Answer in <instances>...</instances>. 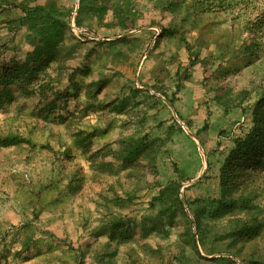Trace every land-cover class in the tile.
<instances>
[{
    "label": "rangeland",
    "instance_id": "obj_1",
    "mask_svg": "<svg viewBox=\"0 0 264 264\" xmlns=\"http://www.w3.org/2000/svg\"><path fill=\"white\" fill-rule=\"evenodd\" d=\"M166 2L0 0V62L30 51L19 6L52 5L46 72L75 84L50 113L0 109L23 141L0 146V264H264V173L220 185L264 97V0Z\"/></svg>",
    "mask_w": 264,
    "mask_h": 264
},
{
    "label": "trees",
    "instance_id": "obj_2",
    "mask_svg": "<svg viewBox=\"0 0 264 264\" xmlns=\"http://www.w3.org/2000/svg\"><path fill=\"white\" fill-rule=\"evenodd\" d=\"M186 0H167L166 8L179 9ZM207 0H195L193 10L203 12L207 9ZM22 16L10 24L20 28H26L25 41L30 51L26 52L21 61L8 60L0 62V109L15 102L18 98L30 99L37 96L38 102L35 108L50 113L54 111L63 98H68L71 88L75 92V84L70 77H66L65 84L50 77L46 72L50 64L54 62V52L62 42L65 34V23L56 20L53 14V6L27 7L20 5ZM255 47L252 44L249 47ZM4 48V46L2 47ZM248 48V46H247ZM195 65L194 60L189 67ZM42 105V107H41ZM252 127L241 139L234 141V146L229 152L220 172V185L222 196L227 191H232L236 186V170L245 163L254 166V171L264 173V97L256 103L252 111ZM23 143L21 139L8 136L0 138V146H17ZM140 149L135 148L130 155L139 154ZM134 157V156H133ZM132 157V158H133ZM248 201L240 197L237 201L224 203L217 210L237 209L239 204H247ZM237 207H234L236 206Z\"/></svg>",
    "mask_w": 264,
    "mask_h": 264
}]
</instances>
